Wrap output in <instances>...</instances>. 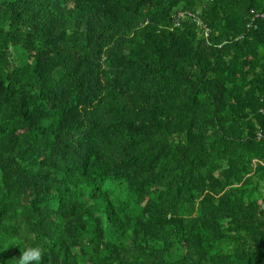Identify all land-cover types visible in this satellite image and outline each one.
Returning a JSON list of instances; mask_svg holds the SVG:
<instances>
[{
    "label": "trees",
    "instance_id": "1",
    "mask_svg": "<svg viewBox=\"0 0 264 264\" xmlns=\"http://www.w3.org/2000/svg\"><path fill=\"white\" fill-rule=\"evenodd\" d=\"M35 246L264 264V0H0V264Z\"/></svg>",
    "mask_w": 264,
    "mask_h": 264
},
{
    "label": "clouds",
    "instance_id": "2",
    "mask_svg": "<svg viewBox=\"0 0 264 264\" xmlns=\"http://www.w3.org/2000/svg\"><path fill=\"white\" fill-rule=\"evenodd\" d=\"M44 252L39 246L27 247L19 252L17 264H43Z\"/></svg>",
    "mask_w": 264,
    "mask_h": 264
},
{
    "label": "rangeland",
    "instance_id": "3",
    "mask_svg": "<svg viewBox=\"0 0 264 264\" xmlns=\"http://www.w3.org/2000/svg\"><path fill=\"white\" fill-rule=\"evenodd\" d=\"M87 264H90L89 262H87Z\"/></svg>",
    "mask_w": 264,
    "mask_h": 264
},
{
    "label": "built area",
    "instance_id": "4",
    "mask_svg": "<svg viewBox=\"0 0 264 264\" xmlns=\"http://www.w3.org/2000/svg\"><path fill=\"white\" fill-rule=\"evenodd\" d=\"M207 35V33H205Z\"/></svg>",
    "mask_w": 264,
    "mask_h": 264
}]
</instances>
